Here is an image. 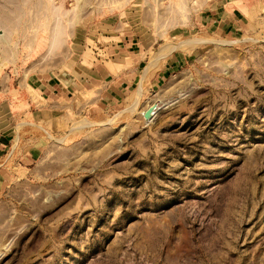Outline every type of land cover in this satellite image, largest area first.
Wrapping results in <instances>:
<instances>
[{
    "label": "rangeland",
    "instance_id": "rangeland-1",
    "mask_svg": "<svg viewBox=\"0 0 264 264\" xmlns=\"http://www.w3.org/2000/svg\"><path fill=\"white\" fill-rule=\"evenodd\" d=\"M0 133V264H264V0H0Z\"/></svg>",
    "mask_w": 264,
    "mask_h": 264
},
{
    "label": "crops",
    "instance_id": "crops-1",
    "mask_svg": "<svg viewBox=\"0 0 264 264\" xmlns=\"http://www.w3.org/2000/svg\"><path fill=\"white\" fill-rule=\"evenodd\" d=\"M103 25L105 27H108L107 23L106 24L104 23ZM106 32H108L107 29H106ZM101 36L104 38H108V39L113 37L112 35L104 34V33ZM94 72H95V68H93V71H89V73H88L89 75H91V80L90 79L89 80L84 79L83 81H87V82L89 81V85L91 86V85H93V84H91L93 81V78H96L98 80V83L102 84L104 86L105 90H107V88L110 87L111 84L113 83V76L109 75L107 70H105L104 72L100 70V73L99 72L94 73ZM66 74L67 73H64L63 75L50 74L49 71L46 69H37L33 75L36 78L35 82H37V83L39 82V84L41 86L42 90L38 88L39 91L41 92V95L40 94L38 95L39 99H32L31 98L29 102L33 105H36L38 102H40V98H42V95L48 96L49 93H52L53 95L55 94L58 97L61 96V98H62V95L66 94V91H69V90H72L75 93L76 92L77 93L83 92V96L85 98L86 91H88L90 89L84 88V87L81 88L80 86H82L83 82L77 81L78 78L77 77H71V74L70 75H66ZM79 84H81V85H79ZM92 87L95 88V86H92ZM103 89L102 88L99 90L96 89L94 93H97V92L105 93L106 91L103 92ZM44 91H46L45 93H48V95L45 94ZM83 96L81 95V98H83ZM89 99H90V97H89ZM89 99H87V100H89ZM1 134L2 133H0V135ZM0 182H1V180H0Z\"/></svg>",
    "mask_w": 264,
    "mask_h": 264
},
{
    "label": "water",
    "instance_id": "water-1",
    "mask_svg": "<svg viewBox=\"0 0 264 264\" xmlns=\"http://www.w3.org/2000/svg\"><path fill=\"white\" fill-rule=\"evenodd\" d=\"M152 112H153V107L148 108V109L145 111V113H144V117H145L146 119H150L151 116H152V115H151Z\"/></svg>",
    "mask_w": 264,
    "mask_h": 264
},
{
    "label": "bare ground",
    "instance_id": "bare-ground-1",
    "mask_svg": "<svg viewBox=\"0 0 264 264\" xmlns=\"http://www.w3.org/2000/svg\"><path fill=\"white\" fill-rule=\"evenodd\" d=\"M150 107H153V112H152V114H151V115L153 116V115L155 114V111H156L157 108H156L155 104H151L148 108H150ZM148 108H147V109H148ZM147 109H146V110H147ZM146 110H145V111H146ZM145 111L142 113L143 115H144ZM152 116H151V117H152ZM147 120H149V119H147Z\"/></svg>",
    "mask_w": 264,
    "mask_h": 264
}]
</instances>
